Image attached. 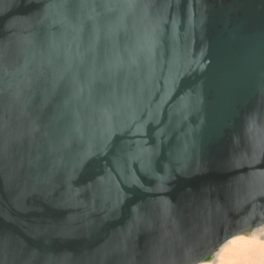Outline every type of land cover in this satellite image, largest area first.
<instances>
[{
	"label": "water",
	"instance_id": "obj_1",
	"mask_svg": "<svg viewBox=\"0 0 264 264\" xmlns=\"http://www.w3.org/2000/svg\"><path fill=\"white\" fill-rule=\"evenodd\" d=\"M264 225V0H0V264H199Z\"/></svg>",
	"mask_w": 264,
	"mask_h": 264
},
{
	"label": "bare ground",
	"instance_id": "obj_2",
	"mask_svg": "<svg viewBox=\"0 0 264 264\" xmlns=\"http://www.w3.org/2000/svg\"><path fill=\"white\" fill-rule=\"evenodd\" d=\"M262 226L229 239L209 259L199 264H215L221 256L241 262L255 257L258 254V249L253 244H250L249 241L254 236L259 238L264 233V225Z\"/></svg>",
	"mask_w": 264,
	"mask_h": 264
},
{
	"label": "clouds",
	"instance_id": "obj_3",
	"mask_svg": "<svg viewBox=\"0 0 264 264\" xmlns=\"http://www.w3.org/2000/svg\"><path fill=\"white\" fill-rule=\"evenodd\" d=\"M249 243L253 244L258 249V254L255 257L248 258L241 262L221 256L215 264H264V233H262L259 238L254 236Z\"/></svg>",
	"mask_w": 264,
	"mask_h": 264
},
{
	"label": "rangeland",
	"instance_id": "obj_4",
	"mask_svg": "<svg viewBox=\"0 0 264 264\" xmlns=\"http://www.w3.org/2000/svg\"><path fill=\"white\" fill-rule=\"evenodd\" d=\"M261 227H263V226H261Z\"/></svg>",
	"mask_w": 264,
	"mask_h": 264
}]
</instances>
